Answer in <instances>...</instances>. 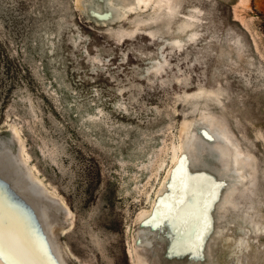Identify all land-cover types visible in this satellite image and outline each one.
<instances>
[{"label":"rangeland","instance_id":"rangeland-1","mask_svg":"<svg viewBox=\"0 0 264 264\" xmlns=\"http://www.w3.org/2000/svg\"><path fill=\"white\" fill-rule=\"evenodd\" d=\"M164 4L106 23L84 0H0V131L67 209L48 229L63 264H264V0ZM209 118L227 140L202 136ZM190 131V176L212 181L230 162L211 145L243 158L182 245L155 211Z\"/></svg>","mask_w":264,"mask_h":264},{"label":"bare ground","instance_id":"bare-ground-1","mask_svg":"<svg viewBox=\"0 0 264 264\" xmlns=\"http://www.w3.org/2000/svg\"><path fill=\"white\" fill-rule=\"evenodd\" d=\"M164 6V0H84V10L87 16L90 19L95 20V22L106 23L123 19L130 12L142 7L144 9L150 8L153 10L145 19H156L161 15ZM169 9H172V7L169 6ZM184 25L187 26V24ZM181 26L183 28V24H181ZM182 28L180 27V29ZM207 120L209 121L208 123L198 125V130L202 136L212 141L227 140L223 133L217 130H212L209 126V123H212L210 118ZM11 134L13 135L12 132ZM11 134L8 133L5 136L8 138V144L13 138ZM192 135V131L186 134L180 147V155H178L177 145H172V150L176 153L174 159V163H177L176 169L181 164L182 158L186 157L187 151L192 154ZM6 144L7 143L4 142V137H0V258L6 264H8V262L5 259L10 261V264H63L57 254L54 241L48 232L52 223L51 218L53 219V209L61 210V204L51 198L37 180L32 179L29 176L27 169L23 168L21 165V158L18 159L17 154L13 153ZM211 147L214 151V157L218 158L219 155H228L230 157V162L227 161L224 165L229 168L231 164L232 169L234 170L233 172L236 174L234 175V178L240 177L239 170L241 169V160L243 157L239 150L235 147L234 150L227 152L219 147L214 148L212 145ZM197 159L198 157L194 158L192 154L190 162ZM161 160V163L158 164L159 167H163L165 164L163 159ZM210 160L212 161L213 158H209V161ZM183 163V171L188 174L190 168L188 167L189 164H187V159L183 161ZM224 165L222 166L223 168ZM223 168L219 170V173L216 174L215 177L213 176L215 184L220 182L221 177H224L225 174ZM195 170L205 171L200 167ZM208 174L207 176L212 177L215 173H211V175ZM170 175L171 174L169 173L168 177ZM205 175L203 177H205ZM168 182L172 183V179L171 181H166L165 184H168ZM171 188L173 187L171 186ZM216 193L218 197L219 191L216 190ZM179 194V185L175 184L171 196L160 199L158 208L155 211L156 215L162 210V204L175 203V198H177ZM196 200L198 199L196 198ZM201 200L202 198L197 202L188 203L191 206L190 212L192 214L198 213V206H201ZM216 200L217 199H214L212 203ZM153 213L154 212L152 211L150 216ZM208 215L209 210L207 211V217ZM56 221H59V216L56 217L53 223ZM171 221L174 222V220ZM189 225L195 226V231L202 229V223H198L195 218H191ZM138 240L141 243L146 242L147 236L145 233L141 234Z\"/></svg>","mask_w":264,"mask_h":264},{"label":"snow or ice","instance_id":"snow-or-ice-1","mask_svg":"<svg viewBox=\"0 0 264 264\" xmlns=\"http://www.w3.org/2000/svg\"><path fill=\"white\" fill-rule=\"evenodd\" d=\"M186 159L187 157H183L179 167L174 170L173 184L179 185V196L175 198V203L162 204V210L158 212L160 219L174 220L180 226L179 230H182L183 238L179 243L182 245L188 243L192 236L198 242L202 234V230L190 231L188 228L193 214L190 212L191 206L188 204L186 195L191 193L202 198L201 206H198V214H195V220L198 223H203L206 227L208 207L214 199L218 198L216 189L223 187L222 184H215L207 177L189 176L183 171V161Z\"/></svg>","mask_w":264,"mask_h":264},{"label":"water","instance_id":"water-1","mask_svg":"<svg viewBox=\"0 0 264 264\" xmlns=\"http://www.w3.org/2000/svg\"><path fill=\"white\" fill-rule=\"evenodd\" d=\"M7 131L8 130H6V131H0V137H4L6 134H7ZM27 163V162H26ZM22 164L24 165L25 163L22 161ZM26 165V164H25ZM28 165V164H27ZM31 170V169H30ZM28 174H29V176L32 178V179H34V173L31 171V173L28 171ZM48 193H50V192H48ZM51 194V193H50ZM51 195H53V194H51ZM58 201H59V203L65 208V210L67 211V209H66V207H65V205L63 204V202L58 198V197H56L55 195H53Z\"/></svg>","mask_w":264,"mask_h":264},{"label":"trees","instance_id":"trees-1","mask_svg":"<svg viewBox=\"0 0 264 264\" xmlns=\"http://www.w3.org/2000/svg\"><path fill=\"white\" fill-rule=\"evenodd\" d=\"M261 28H262V31H263V33H264V21H263V23H262V25H261Z\"/></svg>","mask_w":264,"mask_h":264}]
</instances>
